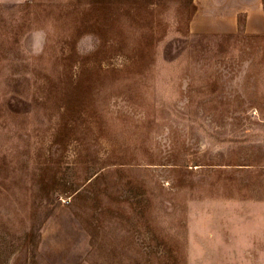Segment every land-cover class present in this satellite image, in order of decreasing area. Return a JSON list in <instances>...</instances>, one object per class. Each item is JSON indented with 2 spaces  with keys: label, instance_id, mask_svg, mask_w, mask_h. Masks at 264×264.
I'll return each mask as SVG.
<instances>
[{
  "label": "rangeland",
  "instance_id": "obj_1",
  "mask_svg": "<svg viewBox=\"0 0 264 264\" xmlns=\"http://www.w3.org/2000/svg\"><path fill=\"white\" fill-rule=\"evenodd\" d=\"M0 2V264H264V0Z\"/></svg>",
  "mask_w": 264,
  "mask_h": 264
},
{
  "label": "trees",
  "instance_id": "obj_2",
  "mask_svg": "<svg viewBox=\"0 0 264 264\" xmlns=\"http://www.w3.org/2000/svg\"><path fill=\"white\" fill-rule=\"evenodd\" d=\"M111 4V0H99L98 5L105 8Z\"/></svg>",
  "mask_w": 264,
  "mask_h": 264
},
{
  "label": "crops",
  "instance_id": "obj_3",
  "mask_svg": "<svg viewBox=\"0 0 264 264\" xmlns=\"http://www.w3.org/2000/svg\"><path fill=\"white\" fill-rule=\"evenodd\" d=\"M3 1H5V0H0V2H3ZM16 1H19V0H16Z\"/></svg>",
  "mask_w": 264,
  "mask_h": 264
}]
</instances>
